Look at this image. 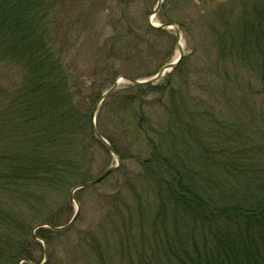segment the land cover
<instances>
[{
	"label": "rangeland",
	"instance_id": "obj_1",
	"mask_svg": "<svg viewBox=\"0 0 264 264\" xmlns=\"http://www.w3.org/2000/svg\"><path fill=\"white\" fill-rule=\"evenodd\" d=\"M39 2L43 5L34 7L39 10L34 19L42 15L45 22L53 26L52 32H48L51 38L62 41L61 52L56 49L54 52L60 57V71L68 74L72 82L76 103L88 107L93 115L102 94L120 79L116 92L113 91L99 105L95 120L97 127L107 129V136H112L117 148L125 154L122 158L117 151L121 158L119 167L100 182L76 190L75 200L71 198V191L83 181L49 189L45 200L38 202L36 207H24L28 211L26 217H32V227L41 223L51 225L50 222H41L50 218L54 219L55 226H64L73 218L77 201L80 204L79 215L68 229H58L59 232L53 234L48 247L49 262L45 264H179L164 246V227L156 216L164 207V199L147 179L140 163L149 154L148 135L134 130L126 137L119 132L125 123L130 124L131 111H117L120 103L117 97L125 93L142 95L144 110L151 116L152 125L163 127L169 117L167 106L171 104V89L175 87L186 109L190 113L194 109L200 113L197 117L201 135L209 125H214L212 132L204 133L205 140L225 147L242 142L251 145L250 152L254 157L251 162L258 167L253 186L262 185L263 188L264 12L259 14L263 19L259 17L258 20L250 3L255 2L256 8L264 5L260 0H162L158 12L154 13L159 0ZM245 11H249L248 14ZM220 13L226 17L225 21L218 19ZM27 21L31 25L23 20L21 28H16V39L20 40L25 27L35 30L34 21L28 17ZM151 22L173 23L179 27L184 57L153 84L155 87L140 92L123 77L151 78L180 55L175 28H156ZM2 74L0 85L13 90L18 88L20 72L13 69L11 82H8L7 73ZM186 116L190 118L189 112ZM223 124L234 128L226 129ZM36 128L33 124L24 129L32 131ZM166 131V128L156 130V134ZM132 134L139 139L133 145ZM82 136L81 133L73 135L68 144L61 145L62 149L58 150L69 153V150L77 151L87 146L88 159H83L88 169L86 180H95L117 163V156L99 142L92 143L87 138L84 141ZM157 136L155 140L162 151L176 148L171 135L165 136L161 142ZM9 143L10 137L0 132V153ZM26 144L30 146L31 142ZM257 145L263 147L262 151L259 147L255 149L260 152L258 156L252 149ZM197 153L194 150L192 154L196 156ZM201 160L198 155V162L191 159L190 163L200 168ZM221 173L219 180L227 181L229 173ZM7 199L0 198V208L8 205ZM22 205L28 204L23 202ZM22 205L19 204V209H23ZM193 224L197 228L192 225L190 229L201 234V225ZM172 232L170 230L167 235L175 239V232ZM33 255L36 263L41 264L45 250L35 247Z\"/></svg>",
	"mask_w": 264,
	"mask_h": 264
},
{
	"label": "trees",
	"instance_id": "obj_2",
	"mask_svg": "<svg viewBox=\"0 0 264 264\" xmlns=\"http://www.w3.org/2000/svg\"><path fill=\"white\" fill-rule=\"evenodd\" d=\"M39 1L0 0V76L5 72L10 77L13 69L22 74L17 89L0 85V101H4L0 104V132L11 140L0 153V198L8 197V205L0 208V264H30L24 260L36 263L34 248L44 250L43 243L33 237L36 225L32 227V217H26L28 211L24 207H36L45 200L49 189L87 181L88 169L83 162L88 159L87 146L66 153L61 151V145H67L73 135L81 133L84 141L87 138L109 149L93 132L91 110L73 100L72 82L68 74L60 71L62 64L54 49L62 50V41L51 38L53 26L42 15L34 19L39 13L34 7L43 5ZM250 4L259 20L264 6L256 8L255 2ZM260 4L264 5V0ZM27 17L34 21L35 30L25 27L18 40L14 32L23 20L30 24ZM218 19L225 21L226 17L220 13ZM155 86L133 89L145 92ZM177 91L172 87L171 104L167 106L169 117L163 127L152 125L142 95L125 93L117 97L120 103L116 105L117 111H131L130 124L125 123L119 132L126 137L134 130L148 135L149 154L140 163L147 179L164 199V207L156 215L164 227V246L179 264H264V187L253 186L258 167L251 162V145L242 142L225 147L205 140L203 135L208 130L212 132L214 125H209L201 135L197 117L200 113L195 109L190 113ZM33 124L36 129H24ZM223 125L226 129L234 128ZM163 128L167 131L157 133L158 141L171 135L176 144L171 151H162L155 140L156 130ZM98 130L125 157L115 139L107 136V129L98 126ZM131 140L133 145L139 139L133 135ZM257 147L260 151L263 148L252 147L256 156L260 153L255 150ZM194 150L198 151L196 156L192 154ZM198 155L202 158L200 168L190 163L191 159L198 162ZM221 171L229 173L227 181L219 180ZM23 202L28 205L23 206ZM19 204L23 209H19ZM41 222L55 226L53 218ZM193 223L201 225V234L195 231L197 226ZM192 225L196 227L190 229ZM170 230L175 232V239L167 235ZM56 232L59 230L41 227L36 235L49 247Z\"/></svg>",
	"mask_w": 264,
	"mask_h": 264
},
{
	"label": "water",
	"instance_id": "obj_3",
	"mask_svg": "<svg viewBox=\"0 0 264 264\" xmlns=\"http://www.w3.org/2000/svg\"><path fill=\"white\" fill-rule=\"evenodd\" d=\"M161 2H162V0H159L158 6L154 10V13L158 12ZM151 25L153 27L162 28V29H165L166 27L175 28L177 41H178V47L180 49V55H179L178 59H176V61L168 63V64L162 66L159 69V71L154 76H152L151 78H148V79H145V80H137V79H131V78H128V77H123L124 79H127V80L131 81L132 84H134L135 86H142V85L145 86V85L155 84L168 70L174 69L184 57V49H183V46H182V44L180 42L181 32H180L179 27L176 24H173V23L154 24V23L151 22ZM119 81H120V79L116 80L114 82L113 86L109 90H107L105 93L102 94V96L100 97L99 101L97 102V104L95 106L94 113H93V116H94V118H93V132L96 135V137L98 139H100L102 142H104L106 144V146L112 151V153L117 156V163H115L114 165H111L109 168H107L105 170V172L100 177H98L97 179L90 180V181H87L85 183L77 184L76 186H74L72 191H71V194H70L71 198L74 199V200H75L74 192L76 190L81 189V188H85V187H89V186L94 185L97 182H100L101 180H103L105 177H107L111 172H113L120 165V162H121L120 156L117 154V152L114 149V147L112 146V144L100 133V131L98 130V127L96 125V120H95L96 111H97L99 105L118 87ZM79 212H80V204L77 201V210H76L73 218L66 225H64V226H52V225H49V224L46 225L44 223H41V224H38V225L35 226V228L33 230V237L38 239V240H41V242L44 245V250H45V259L42 261L41 264H45L48 261V258H49L48 257V247H47L46 242L42 238H40V237H38L36 235V233H35L36 230L38 228L47 227V226H49L51 228H54V229H57V230L58 229L67 228L76 220V218L79 215ZM24 261H27L30 264H36L33 261H31V260H24Z\"/></svg>",
	"mask_w": 264,
	"mask_h": 264
},
{
	"label": "flooded vegetation",
	"instance_id": "obj_4",
	"mask_svg": "<svg viewBox=\"0 0 264 264\" xmlns=\"http://www.w3.org/2000/svg\"><path fill=\"white\" fill-rule=\"evenodd\" d=\"M216 1H220V0H216Z\"/></svg>",
	"mask_w": 264,
	"mask_h": 264
}]
</instances>
